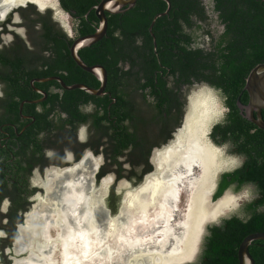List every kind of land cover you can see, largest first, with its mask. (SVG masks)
<instances>
[{
  "label": "trees",
  "instance_id": "16d2710c",
  "mask_svg": "<svg viewBox=\"0 0 264 264\" xmlns=\"http://www.w3.org/2000/svg\"><path fill=\"white\" fill-rule=\"evenodd\" d=\"M101 1L60 0L62 7L77 21L76 30L80 35L97 29L99 18L95 6ZM170 1V11L156 19L152 32L149 27L153 18L168 7L165 0H137L129 9L107 12L108 30L105 36L80 49L79 53L87 64L101 63L108 71L109 88L116 97V154L121 153L129 143L141 144L138 135L130 131L126 124V118L137 114V101L138 104L144 102L153 107L159 116L166 114L178 118L184 104L181 84L191 82V76L207 81L220 90L227 111L224 121L214 126L211 135L219 144L228 143L231 151L243 156L244 161L239 167L221 175L214 199L231 186L241 189L248 184L254 185L255 196L243 203L240 214H233L223 218L219 224L209 226L202 253L193 264H239L238 250L242 240L250 233L264 232V129L250 121L238 105V101L246 104L249 100L245 89L249 72L264 62V0ZM35 12L32 24L42 16L37 10ZM212 17L225 25L222 33L217 34V26H211ZM41 31L44 48L49 49L51 55L35 54L31 56L32 61L41 59L42 63L50 66L69 64L72 80L84 81L87 78L95 87L101 84L96 75L88 74L69 57L73 39L65 31L57 28L53 21L49 25L44 24ZM202 35L210 37V44L194 46V41ZM64 36L66 40H63ZM28 61L20 50L13 57L0 50V62L12 65L7 66L9 71L4 72L3 78L12 80V75ZM125 65L129 68L125 69ZM161 68L170 69L173 74L178 72V83L169 86L167 78L161 75ZM51 71L52 68H49L44 73ZM121 83L126 86L130 83L136 92L126 93L121 89ZM146 88L148 93L144 92ZM130 94L138 100H129L127 97ZM147 94L155 98L154 103L147 101ZM66 95L73 98L83 96L84 101L95 99V95L82 89L67 92ZM14 103L16 106L19 104ZM76 105L75 102H68L67 110L75 111ZM14 187L22 191L21 184L15 183ZM15 196V204H27L22 193L17 192ZM113 206L116 210L117 204ZM9 217L11 228L1 237L0 248L3 258L10 264L4 249L17 238L14 223L21 221L22 215H17L14 210ZM249 249L255 264H264V240H253Z\"/></svg>",
  "mask_w": 264,
  "mask_h": 264
},
{
  "label": "flooded vegetation",
  "instance_id": "af4514ba",
  "mask_svg": "<svg viewBox=\"0 0 264 264\" xmlns=\"http://www.w3.org/2000/svg\"><path fill=\"white\" fill-rule=\"evenodd\" d=\"M18 4H16L18 7L11 10L16 6L14 5L0 20L1 52H7L13 57L20 50V54L29 60L21 65L16 74L12 75V80L3 78L4 72L9 71L7 66L12 65L0 62V92H3V96L0 97V196H2L0 197V231L6 234L11 228L9 215L14 210L17 215H22V220L14 223L18 233L26 225L29 230L34 228L35 225L33 226L30 222L26 223V217L39 213L37 224L42 222L41 217L38 216L53 210V205L65 191L66 184L71 182L87 183L88 192L94 186L97 193L95 194L98 195L103 189V182L108 180L109 186L105 199L109 214L115 216L117 209L114 210L113 205L117 204L118 208L120 201L117 184L128 183L125 189L131 188L132 192L135 185L140 183L142 185L147 176L155 172L157 160L154 153L171 144L177 134L187 125L189 113L186 119L184 115L190 92L199 85L214 86L207 81L196 80L194 76H191V82L182 83L184 104L182 114L178 118H171L166 114L164 115L166 118L159 116L153 107H148L144 102L138 104L137 101L138 115L126 118V124L130 131L138 135L141 144L138 146L129 143L121 153L116 154L114 137L116 97L109 88L110 80L106 67L102 64L107 71V83L103 93L93 94L95 99L84 101L83 96L73 98L66 95L67 92L82 88L68 87L85 84L99 88L101 84L95 87L89 83L87 78L84 81L72 80L69 64L50 66V64L42 63L41 59L31 60L33 59L31 56L35 54L47 57L51 55V51L43 45L41 30L44 24L49 25L53 21L57 28L65 31L74 41L82 36L76 30L77 21L73 22V27L68 28L63 19L57 18L59 11H56L53 6L43 8L34 0H26ZM57 6L63 8L60 0ZM63 9H60V17H63V14L67 18L72 17ZM36 10L42 16L32 24V20L36 18ZM19 22L24 27H19ZM216 26L217 34L225 29V25L219 20H216ZM20 29H24V34ZM66 39L67 37L64 36L63 40ZM210 40L208 35H202L194 41L193 45L203 47L210 44ZM69 57L73 59L70 48ZM49 68H52V71L44 73ZM124 68L128 69L129 65H125ZM160 72L167 78L169 86L172 87L178 83L176 82L178 72L173 74L170 69L164 68H161ZM88 74H86L87 77ZM120 87L126 93L136 92L133 91L130 83L128 86L121 83ZM144 92L148 93V88ZM127 98L137 99L133 94ZM192 99L190 106H192ZM147 101L154 103L155 98L147 94ZM14 102H19V104L16 106ZM68 102L77 103L75 108L71 106L76 109L75 111L67 110ZM225 115L213 124L211 134L214 126L224 121ZM169 135L171 136L167 138ZM224 144L228 143L221 145ZM241 157L242 160L237 167L244 161V157ZM224 172L226 171H222L218 176L214 194L218 190L219 180ZM15 183L21 184L22 191L14 187ZM17 192L22 193L27 204L23 206L15 204ZM8 247H4L7 255ZM0 254H2L1 248ZM8 259L12 264L13 261L9 255ZM2 260L3 264H9L6 259Z\"/></svg>",
  "mask_w": 264,
  "mask_h": 264
},
{
  "label": "bare ground",
  "instance_id": "6f19581e",
  "mask_svg": "<svg viewBox=\"0 0 264 264\" xmlns=\"http://www.w3.org/2000/svg\"><path fill=\"white\" fill-rule=\"evenodd\" d=\"M34 1L43 8L57 3L53 0ZM18 3L20 0L15 4L0 0V12L6 14ZM55 9L59 11L61 8L56 4ZM196 97L194 117L188 120L171 144L155 153L157 169L142 185L128 191L119 215L107 214L108 221L103 227L97 218V211L105 204L108 180L103 182L98 195L94 186L88 192V184L81 180V183H68L53 210L38 216L42 222L30 229L28 238L17 247V251L29 252L17 262L84 264L96 256L105 258L110 264L114 255L110 240L118 231L131 226L134 220L151 222L146 225L148 230L131 240L122 264H183L194 260L205 223L216 220L229 209L234 199L229 194L214 199L216 202L212 203L215 177L223 169L225 160L222 158L223 149L207 136L211 120L216 119L213 99L208 93ZM127 185L122 183V186ZM181 193L188 197L184 213L180 209ZM150 232L154 234L150 235ZM155 236L156 242L152 245L146 242L153 241Z\"/></svg>",
  "mask_w": 264,
  "mask_h": 264
},
{
  "label": "rangeland",
  "instance_id": "374dc122",
  "mask_svg": "<svg viewBox=\"0 0 264 264\" xmlns=\"http://www.w3.org/2000/svg\"><path fill=\"white\" fill-rule=\"evenodd\" d=\"M55 2H58V0H53ZM207 3H210V0H206ZM57 4V3H56ZM55 4V5H56ZM55 5H51L50 6H53L55 8ZM49 6V5H48ZM47 7V6H46ZM56 10V9H55ZM58 11V10H56ZM60 9H59V12L57 13V18H64L63 21H65V25L70 28L74 23H76V21L72 18V17H68L66 15H64L63 17L61 16L60 17ZM66 17V18H65ZM213 18V17H212ZM210 23H211V26L212 27H216V17L215 19H211L210 20ZM19 27H24L21 22L18 23ZM73 27V26H72ZM70 30V29H69ZM208 85H199L197 86L195 89H193L190 94H189V99H188V102H187V106H186V111H185V115H184V119H186V116L187 114L189 113V115L187 116V123H188V120L191 118V117H194L195 115V110L197 108V102H195V97L197 96H204V94H210L212 99H213V103L212 104V107H214L215 105V109L216 111L214 112L216 114V119L213 121L211 120V125H210V128L213 126L214 123L220 121L222 119V117L225 115L227 109L223 103V96L222 94L220 93L219 90L217 89H214L212 87H207ZM199 94V95H198ZM196 97V98H197ZM193 98V99H192ZM192 99V106H190V101ZM215 101V102H214ZM193 108V109H191ZM192 110V111H191ZM218 111V112H217ZM218 114V115H217ZM213 115V114H212ZM208 138H210L212 140V142L219 146L220 148H222V152H223V155H222V158L225 160L224 162V168L221 169L218 174L216 175V182H217V179H218V176L219 174L222 172V171H230V170H233L235 169L239 163L241 162L242 160V157L240 155H237L235 153H233L231 151V147L229 144H224V145H221L219 143H217L214 139H212L211 137V133L208 132ZM231 158H233V160H231ZM141 184V183H140ZM139 185V184H138ZM138 185H135V186H138ZM119 186H121V183L117 184V187L119 189ZM122 187H125V186H122ZM215 190V189H214ZM214 190L212 192V195L214 194ZM119 191V190H118ZM128 191H131V188L129 189H124V191L122 193H120V198H119V204H118V208L116 210V212L114 214L115 217L117 215H119L120 211H121V207H123L122 205V200L126 197V194L128 193ZM232 195L234 196V203L232 201L231 205L228 206L229 209H227L225 212H223L220 216H218V220H214V222H206L205 223V226H204V230L202 232V235H201V238H200V241L198 242V247H197V260H199V257L202 253V250H203V245H204V241H205V237L208 233V228L210 225L212 224H216L218 222H220V220L222 221L223 218H227V217H230L231 215L233 214H240V209L243 205L244 202L248 201V200H251L254 196H255V187L254 185L252 184H248V185H245L243 186L241 189H236L234 186H231L227 189V191L224 193L223 197L226 196V195ZM216 201L215 200H212V203L214 204ZM187 204H188V197H187V194L185 193H181V196H180V209H181V212L184 213L185 212V209L187 208ZM154 210V209H153ZM153 210H151L150 212H153ZM39 213H37L38 215ZM109 214V213H108ZM135 214V213H134ZM133 214V215H134ZM36 218V215L35 216H30V217H26V219L28 220H31V224L34 226H37V219H34ZM100 224L102 225V227L106 224V222L108 221L107 220V214L103 215L101 214L100 217H99V220ZM106 221V222H105ZM151 221L147 222V223H150ZM147 223L145 221H142V220H139V221H132V224L131 226L127 227V228H123L121 229L120 231H118L117 234H115V237L113 239L110 240V243L111 245L113 246L114 248V255H113V258H112V261L114 262V264H122V261H123V256L129 252L130 250V244H131V240L133 239V241L135 239L138 238V235L141 233L144 232V230H148V227L146 226ZM28 225H26L24 227L23 230H21L19 233H18V236H17V240L16 241H19V246L21 244V242L25 239L28 238V235L27 233L30 231L29 228L27 227ZM54 232V230L52 231ZM3 235H0V239L2 236H5V233L4 232H1ZM154 233L153 232H150V235H153ZM24 236V238L22 239V241H20V238ZM137 237V238H136ZM157 238V236L153 237V241H150V240H147L146 242L150 243L151 245L156 242L155 239ZM16 241L15 243H12L11 246H9L7 248V252H8V255L10 256V258L12 259L13 263L12 264H19L17 263L16 261L17 260H22L24 259L25 257L28 256V252L26 250H23V251H19V252H16V249H15V244H16ZM112 241V242H111ZM116 243V244H115ZM116 245V246H115ZM2 257V258H1ZM3 256L2 254H0V264H3ZM110 261V264H112ZM84 264H108V262H106V259L103 258V257H96V256H93L92 259H89L87 260L86 262H84Z\"/></svg>",
  "mask_w": 264,
  "mask_h": 264
},
{
  "label": "water",
  "instance_id": "95a60500",
  "mask_svg": "<svg viewBox=\"0 0 264 264\" xmlns=\"http://www.w3.org/2000/svg\"><path fill=\"white\" fill-rule=\"evenodd\" d=\"M165 1H167L168 7L165 11L156 14V16L153 18L151 25L149 27L151 32H152L153 25L156 22V19L159 16L167 14L171 9V1L170 0H165ZM136 2H137V0H102L99 4H97L95 6L96 14L99 18V25H98L97 29L92 33L77 37L73 41V43L70 47V50H71V54H72V57L75 60V62L81 68H83L87 71H90V72L94 73L95 75H97L98 78L101 80V85L99 88H93V87H90V86L85 85V84H75V85L69 86L68 88H82L91 94H97V95L103 93V90H104L106 83H107V71H106L105 67L102 64H93V65L87 64L82 59V57L79 53V50L98 42L99 40H101L105 36V34L107 33V30H108L107 12L115 13V12L124 11L125 9L122 8L123 6H127L126 9H129V8L133 7L136 4ZM18 5L13 7L11 10L18 7ZM61 9H63V8H61ZM63 11H65V10L63 9ZM20 31L24 34V29H20ZM155 45H156V41H155ZM212 88H214V87H212ZM245 89L248 92L249 100L246 104H243L242 102L238 101V105L241 108V110L244 112L245 116L250 121L255 123L258 127L264 129V115H263V111H264V62L257 64L249 72V74L246 78ZM211 129H212V127H211ZM211 129L209 132H211ZM129 184L131 185V183H129ZM139 185H141V184H139ZM139 185L134 186L133 189L138 188ZM124 189H125V187H122V185L119 186V189H118L119 193H122L124 191ZM226 191L227 190H225L224 193ZM224 193L221 196H223ZM221 196H219L218 198H220ZM218 198H216V199H218ZM124 200H125V198H124ZM124 200H122V204H123L122 206H124V203H125ZM212 200H214V194L212 195ZM104 201H105L104 206H102L101 209L99 211H97L98 220H99V217L101 214H105L106 212H108L106 199H104ZM108 213H110V212H108ZM109 215L112 216V214H109ZM35 219H37V215H36ZM29 222L32 223L31 220L26 221V223H28V224H29ZM220 222H221V220H220ZM220 222H218L216 224H219ZM27 235L29 236V232L27 233ZM23 238H24V236H22L20 238V241H22ZM255 239H263L264 240V232L250 233L249 235H247L242 240V242L239 246V250H238L239 264H255V259L252 256L250 249H249V246L251 245V243ZM15 241L13 243H15ZM18 244H19V241H16V244H15L16 252H19V251H17V249H18L17 247H19ZM196 258L192 261H187L183 264H193V263L197 262Z\"/></svg>",
  "mask_w": 264,
  "mask_h": 264
},
{
  "label": "snow or ice",
  "instance_id": "6c2138e0",
  "mask_svg": "<svg viewBox=\"0 0 264 264\" xmlns=\"http://www.w3.org/2000/svg\"><path fill=\"white\" fill-rule=\"evenodd\" d=\"M17 2V0H4L5 4H15ZM20 3H23V0H20ZM5 13L4 12H0V20H2L4 18ZM0 235H3L2 233H0Z\"/></svg>",
  "mask_w": 264,
  "mask_h": 264
},
{
  "label": "clouds",
  "instance_id": "9594fccd",
  "mask_svg": "<svg viewBox=\"0 0 264 264\" xmlns=\"http://www.w3.org/2000/svg\"><path fill=\"white\" fill-rule=\"evenodd\" d=\"M3 96V92H0V97ZM49 155H51V153H49ZM5 204L7 205V202H5Z\"/></svg>",
  "mask_w": 264,
  "mask_h": 264
}]
</instances>
